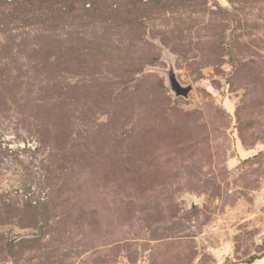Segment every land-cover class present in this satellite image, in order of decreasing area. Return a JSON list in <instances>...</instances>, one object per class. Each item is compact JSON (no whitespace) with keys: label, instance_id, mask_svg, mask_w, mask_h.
<instances>
[{"label":"rangeland","instance_id":"374dc122","mask_svg":"<svg viewBox=\"0 0 264 264\" xmlns=\"http://www.w3.org/2000/svg\"><path fill=\"white\" fill-rule=\"evenodd\" d=\"M263 238L264 0H0V264H264Z\"/></svg>","mask_w":264,"mask_h":264},{"label":"water","instance_id":"95a60500","mask_svg":"<svg viewBox=\"0 0 264 264\" xmlns=\"http://www.w3.org/2000/svg\"><path fill=\"white\" fill-rule=\"evenodd\" d=\"M170 85L177 95L188 96L192 90L191 85H182L173 75L170 76Z\"/></svg>","mask_w":264,"mask_h":264},{"label":"trees","instance_id":"16d2710c","mask_svg":"<svg viewBox=\"0 0 264 264\" xmlns=\"http://www.w3.org/2000/svg\"><path fill=\"white\" fill-rule=\"evenodd\" d=\"M263 242H264V238H263ZM251 262H253V260H251Z\"/></svg>","mask_w":264,"mask_h":264}]
</instances>
